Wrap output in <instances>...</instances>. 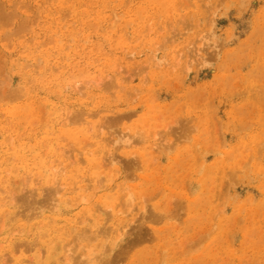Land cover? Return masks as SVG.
Segmentation results:
<instances>
[{"label":"rangeland","instance_id":"rangeland-1","mask_svg":"<svg viewBox=\"0 0 264 264\" xmlns=\"http://www.w3.org/2000/svg\"><path fill=\"white\" fill-rule=\"evenodd\" d=\"M0 264H264V0H0Z\"/></svg>","mask_w":264,"mask_h":264}]
</instances>
